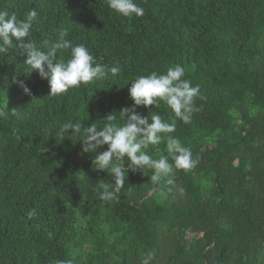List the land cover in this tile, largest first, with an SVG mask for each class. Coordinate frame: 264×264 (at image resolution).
<instances>
[{"label":"trees","instance_id":"1","mask_svg":"<svg viewBox=\"0 0 264 264\" xmlns=\"http://www.w3.org/2000/svg\"><path fill=\"white\" fill-rule=\"evenodd\" d=\"M138 3L144 15L127 18L107 0H0V10L20 19L37 10L38 45L66 29L98 61L122 66L53 96L48 80L25 66L23 48L0 54V108L9 113L0 118V264H142L149 251L151 264H264V0ZM177 64L200 86L199 111L189 124L177 120L172 135L198 164L174 168L171 186L167 178L154 184L151 170L129 169L117 198L101 200L99 183L114 178L61 126L102 125L132 106L131 80ZM150 107L173 116L163 101ZM149 151L173 162L164 142Z\"/></svg>","mask_w":264,"mask_h":264},{"label":"clouds","instance_id":"2","mask_svg":"<svg viewBox=\"0 0 264 264\" xmlns=\"http://www.w3.org/2000/svg\"><path fill=\"white\" fill-rule=\"evenodd\" d=\"M107 4L123 17L144 15V8L138 0H107ZM38 16L36 9L27 12L23 19L18 18L14 12L0 10V54H6L17 46L23 48L27 54L25 66L30 69V73L37 70L42 79L48 80L50 95H61L81 84L122 72L118 61L109 66L98 61L85 44H74L67 38L69 33L66 29H61L51 44L38 45L32 39L33 24ZM64 53L69 54L67 61L63 59ZM131 82L129 97L133 101L132 106L110 113L102 120V125L91 123L84 126V122L77 119L68 120L60 128L61 135L67 136L69 130H72L70 136L82 137V151L96 154L94 167L106 171L114 178V183H99L102 190L99 195L103 201L117 198L128 178L129 169L133 172L143 171L144 174L151 170L150 180L154 184L167 178L165 182L171 186L174 185V168L189 171L199 162L198 157H193L192 149L172 135L176 131L177 120L189 124L193 114L199 111L195 100L200 95V86H193L191 80L185 79V68L177 64L169 67L165 73L153 71L139 75ZM20 87L26 94H30L31 90L23 81H20ZM161 101L171 109L172 118L166 120L156 111H151L150 106L159 108ZM139 106L149 108V114L143 115L137 111ZM8 115V112L0 108V118ZM162 142L166 144L167 153L171 154L172 163L168 156L156 159L149 151L150 146ZM105 145L107 150L100 152L99 149ZM180 191L183 192L182 189ZM36 214L35 209L27 213L29 218ZM153 258L154 253L149 251L142 259V264H151ZM53 264L70 262L55 260Z\"/></svg>","mask_w":264,"mask_h":264}]
</instances>
